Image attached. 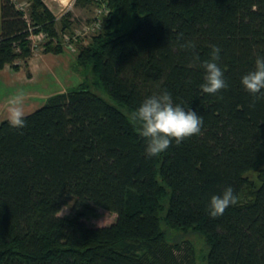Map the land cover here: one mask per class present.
<instances>
[{"label":"trees","instance_id":"obj_1","mask_svg":"<svg viewBox=\"0 0 264 264\" xmlns=\"http://www.w3.org/2000/svg\"><path fill=\"white\" fill-rule=\"evenodd\" d=\"M30 2L29 20L1 0L0 70L27 65L34 33H47L44 52L65 49L69 15L59 37L58 16L44 0ZM76 2L108 8L93 41L79 47L82 81L26 114L23 129L0 123V264H195L166 233L190 228L206 238L207 264H264V178L244 199L247 172L264 167V99L250 107L241 85L264 55V0ZM187 40L194 52L181 47ZM210 45L222 50L228 83L216 95L202 92L204 70L190 66L194 53L208 58ZM163 90L203 127L147 158L129 116ZM226 186L238 202L212 218L210 198ZM67 195L116 221L61 215Z\"/></svg>","mask_w":264,"mask_h":264},{"label":"clouds","instance_id":"obj_2","mask_svg":"<svg viewBox=\"0 0 264 264\" xmlns=\"http://www.w3.org/2000/svg\"><path fill=\"white\" fill-rule=\"evenodd\" d=\"M183 33H179L178 40H182ZM181 47L194 52L196 45L187 40ZM208 58L201 60L199 54L193 55L190 66H199L204 70L203 83L200 89L203 93L216 95L228 88V83L219 61L221 48L210 45ZM191 81H189L190 83ZM241 85L252 96V104L264 99V55H257L255 67L242 76ZM25 94L17 92L10 96L6 102V118L11 127L23 129L26 126V113L24 111ZM129 121L135 126L137 134L145 141V156L157 157L172 146L173 141L179 146L186 138L200 135L203 127V117L182 103H174L169 91L146 97L135 108ZM238 197L232 186H226L219 195H212L208 206V214L212 218L220 217L226 209L237 204Z\"/></svg>","mask_w":264,"mask_h":264},{"label":"rangeland","instance_id":"obj_3","mask_svg":"<svg viewBox=\"0 0 264 264\" xmlns=\"http://www.w3.org/2000/svg\"><path fill=\"white\" fill-rule=\"evenodd\" d=\"M18 7L25 12V16L30 20V0H15ZM50 9L57 14L56 26L60 35H63V19L69 15V21L72 26V30L68 33H74L78 30L81 32L80 37L76 41V49H66L65 36H63V53L65 54V60L60 67H52V75L42 80V77L36 81L35 89L41 91L39 95L35 96L33 100V106L35 110L46 102V95L57 93L59 90H68L71 87L77 86L83 79L82 68H78V51L79 47L85 46L93 41L94 34L96 32L90 31L86 28L89 24V20L96 14V7L92 5H82L76 2L77 0H44ZM40 33L45 34L42 38L35 36L34 33L31 36V47L32 53H41L44 50V42L47 40V33L41 31ZM62 37V36H61ZM53 53V52H52ZM20 63L25 64L23 60ZM53 79L57 81H52ZM49 81V86L47 82ZM46 85V88H45ZM49 87V88H48ZM37 94V93H36ZM25 104V103H24ZM247 178L249 179V185L246 187L244 192V199H251L253 197V191L259 187L262 179L264 178V167L258 170H252L247 172ZM83 212L87 215L91 225L105 226L110 225L117 219V214L106 210L104 208L97 207L91 203H77L74 195H67L63 199L62 208L60 214L63 216L73 217L76 214ZM167 238L171 245H181L183 250L181 254L188 252L191 258H194L195 264H207V255L209 245L206 238L196 229L186 230H174L167 229Z\"/></svg>","mask_w":264,"mask_h":264},{"label":"crops","instance_id":"obj_4","mask_svg":"<svg viewBox=\"0 0 264 264\" xmlns=\"http://www.w3.org/2000/svg\"><path fill=\"white\" fill-rule=\"evenodd\" d=\"M49 6V5H48ZM56 14V13H55ZM57 15V14H56ZM2 30V9L0 0V32ZM64 53L41 52L34 53L28 60L27 65L21 64L19 69L13 68L10 64L0 70V123L6 120V102L13 94L23 92L25 94L24 111L26 114L35 110L33 100L41 91L35 89L36 81L52 75L51 68L60 67L65 60ZM52 81H57L53 79ZM49 81L47 82V85ZM49 86V85H48ZM46 88V85H45ZM49 88V87H48ZM64 91L59 90L58 92ZM37 93V94H36ZM50 95H46V100Z\"/></svg>","mask_w":264,"mask_h":264},{"label":"built area","instance_id":"obj_5","mask_svg":"<svg viewBox=\"0 0 264 264\" xmlns=\"http://www.w3.org/2000/svg\"><path fill=\"white\" fill-rule=\"evenodd\" d=\"M15 1V0H13ZM16 2V1H15ZM17 5V3H16ZM18 7V5H17ZM19 8V7H18ZM108 12V8L106 7V5H100L96 8V15L94 17V20H92V22H90L91 24H89L88 26H86L85 29L90 30V31H96L98 28L101 27V17L104 13H107ZM81 32L78 30L77 32H74V33H70V34H65V45H66V49H69L70 51L71 50H75L76 49V40L78 39V37L82 36L80 35ZM33 35V34H32ZM35 36L37 37H41L42 38L44 36H46L45 34L43 33H39V34H35Z\"/></svg>","mask_w":264,"mask_h":264}]
</instances>
